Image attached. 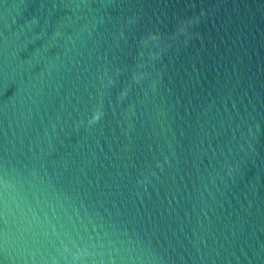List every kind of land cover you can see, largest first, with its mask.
<instances>
[{
	"label": "water",
	"instance_id": "1",
	"mask_svg": "<svg viewBox=\"0 0 264 264\" xmlns=\"http://www.w3.org/2000/svg\"><path fill=\"white\" fill-rule=\"evenodd\" d=\"M0 264H264V0H0Z\"/></svg>",
	"mask_w": 264,
	"mask_h": 264
},
{
	"label": "clouds",
	"instance_id": "2",
	"mask_svg": "<svg viewBox=\"0 0 264 264\" xmlns=\"http://www.w3.org/2000/svg\"><path fill=\"white\" fill-rule=\"evenodd\" d=\"M197 21V16H192L186 20H180L175 31H173L167 37L162 36L158 31H148L147 33H145V35L140 39V51L138 52L139 56L145 57L141 66L152 61L154 58L161 57L162 52L171 47L172 44L181 40H184L186 42L188 39H190L192 36V32L190 31V29L197 23ZM153 41L155 42L154 44L152 43ZM148 45L151 46L149 47ZM116 71L119 72V69H117ZM143 75H145L144 72H142V74L138 76ZM108 80L109 82H111L112 77L109 76ZM102 114V111H94L89 118L88 123L93 124L97 122L101 118Z\"/></svg>",
	"mask_w": 264,
	"mask_h": 264
}]
</instances>
